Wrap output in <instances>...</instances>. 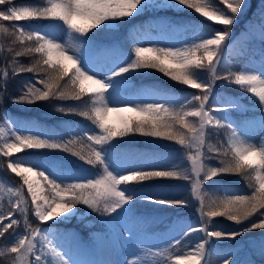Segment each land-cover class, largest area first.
<instances>
[{
    "label": "snow or ice",
    "instance_id": "snow-or-ice-1",
    "mask_svg": "<svg viewBox=\"0 0 264 264\" xmlns=\"http://www.w3.org/2000/svg\"><path fill=\"white\" fill-rule=\"evenodd\" d=\"M249 7V0H45L40 6L0 0V22H13L0 23V34L16 45L7 48L10 56L5 57L0 77V105L6 99L26 105L78 101L54 110L95 126L60 130L24 122L18 127L6 112L0 113V158H9L6 170L18 177V184L22 181L20 187L8 188L14 198L6 209L0 208V240L6 242L0 257L11 264H213V257L215 264H253L237 259L234 251L220 252L213 244L264 231V50L259 58H252L258 59V66L246 62L239 71L224 58L231 48L232 28ZM185 10L203 19L181 22L167 15ZM145 17L152 20L147 28L136 24ZM260 19L264 21V0ZM41 20L54 23H16ZM126 28L137 35L182 33L185 39L145 46L132 37L133 58L119 41L109 39ZM260 39L264 42V28ZM21 57H31L33 62L25 63ZM145 69L195 91L176 96L137 87L133 81ZM23 73L35 75L23 82L19 95L9 94V80ZM201 73H207V78H201ZM233 85L258 98L256 113L241 112L239 100L223 91ZM234 112L243 120L234 122ZM135 134L174 141L185 150L182 156L190 169L183 159L167 160L126 148L117 140ZM212 136L215 144L210 142ZM56 152L78 158L82 162L76 166L78 174L50 159ZM211 160H218V166L207 163ZM85 165L99 166L102 172L92 175ZM223 174H243L251 192L210 195L207 182ZM165 180L188 183L191 197L200 204L198 223L182 219L165 223L159 215L140 212L148 205L190 206L187 196L147 187L149 182ZM81 205L90 211L81 213ZM93 213L103 230L91 233L88 240L60 228ZM18 217H23V231H18ZM218 217L234 222L238 230L215 229ZM156 224H164L159 234L150 231ZM193 234H202L194 244ZM124 249H131L132 258H78L88 251L111 257ZM257 250L264 258V237ZM142 254L152 260L146 261Z\"/></svg>",
    "mask_w": 264,
    "mask_h": 264
},
{
    "label": "rangeland",
    "instance_id": "rangeland-1",
    "mask_svg": "<svg viewBox=\"0 0 264 264\" xmlns=\"http://www.w3.org/2000/svg\"><path fill=\"white\" fill-rule=\"evenodd\" d=\"M40 2H36V0H15V2L20 5H32V6H40L43 4V1L45 3V0H39ZM250 7L240 15L238 18V22L234 25L232 28V34L230 36V43L231 48L226 50L224 53V58L228 62L229 66L232 67L234 70L239 71L242 69L246 62L256 63L258 66V59L253 60V57L259 58L260 53L262 50H264V42L260 39V34L262 28H264V21H261L260 19V5L261 0H249ZM222 7V6H221ZM163 15V14H162ZM168 17L170 19L179 20L181 22H196L199 19L197 14L192 12L191 10H185L181 13H175V12H169L167 13ZM13 23V22H12ZM16 23H36L40 25H47L49 23H54L52 21H21ZM140 23H144L145 27L147 28L149 24L152 23V20L148 17H145L143 21H136V24L139 25ZM205 23H210L205 21ZM215 28H223V26L218 24L212 25ZM127 34V38H126ZM132 37H135L136 41L139 43H143L145 46H163L165 44H176L179 43L181 40L185 39V36L182 33L178 34H172V35H157L155 33L147 34L142 33L140 35H137L134 29L126 28L124 30H121L116 34L115 36H112L109 38L110 40H116L119 41L125 52L128 53L129 51H126V48L128 46L132 47V44L129 42ZM64 38L67 39V34L64 35ZM129 54V53H128ZM131 55L134 58V54L131 53ZM247 58V59H246ZM0 59L1 56H0ZM1 66V61H0ZM153 69H145L142 70V74H147L148 76H151L153 78H163L164 80H168L170 83H167V86H162L159 82H155L154 85L145 82L142 80V75H139L135 78L133 83L137 85V87L141 86H148L156 89H162L167 92H170L176 96H183L186 95L188 92H192L195 90L188 89L184 85H180L178 82L172 81L169 77H165L162 73L157 72L156 70H153L152 73L150 72ZM3 69L0 68V77H2ZM201 78H207V73H201ZM219 84H223V81L218 82ZM226 91L227 94L234 96L239 100L241 103V112L247 111L249 114L256 113L258 105V98L253 97L251 93H247L246 91H242L239 89V86H230ZM6 112L9 116V112ZM0 113H3L0 111ZM12 117V116H11ZM14 121L17 122V126L19 127L20 122H18L17 119H14ZM232 119L234 122L242 121L243 117L240 113L234 112L232 114ZM61 125L58 127L60 130H64L67 128H76L83 126L79 124L78 122H72L69 124V126ZM46 128L52 129L48 126H44ZM85 127V126H84ZM90 128V127H88ZM21 131H24L25 129L21 128ZM215 132V129L212 130ZM224 130H221L223 133ZM258 132V129L256 130ZM253 136L255 137L256 134L253 133ZM65 139H67V135H65ZM213 139H216L215 136H213ZM256 140L258 141V137H256ZM174 141H164L157 138V140H154L152 143L156 145L153 149H144L141 152L145 153H156L162 158H166L167 160L176 161L183 159L184 162L187 164V166L191 167L190 163L186 161V156H182V153L185 152L184 149L180 145L177 144H170ZM164 145L166 147L161 148V146ZM16 155H22L20 154H13L10 158H15ZM9 158H5V169H6V162ZM50 159L60 161L64 164L65 167L71 168L74 173L78 174L77 165L81 164L80 161L73 158L70 153H63V152H56L51 155ZM207 163H210L213 165L212 161H207ZM2 168L0 167V208H7V204L9 199H13L12 193L8 192L9 187H20V184H22V181L20 184L10 180L7 176H5L2 172ZM7 171V170H6ZM102 172V169L100 172L93 173L90 172L92 175H98ZM12 174V173H10ZM15 176V174H12ZM16 177V176H15ZM18 180V177H17ZM168 183L155 186L156 189H153L154 187H148L149 190L156 191V192H165L169 195L175 193L180 196H187L189 198V207L187 208H181V209H172V208H162L161 206H153L148 205L145 207H142L140 209V212L142 214H156L159 215L165 223L171 222L176 219H182L185 223L188 224H195L198 223L200 220L199 216V201L195 200L190 195V186L186 181H180V180H167ZM207 188L210 191V195H214L217 198L222 197V195H232L236 194L237 191L235 187L227 186L223 183H219L216 180H212L207 182ZM26 187L24 188V193L26 195ZM30 199V198H29ZM81 213L88 212L86 206H79ZM206 207H207V199H206ZM21 221L20 228L18 231H23V217H18ZM215 224L213 227L218 230H222L225 232L229 231H236L238 230V225H236L232 221H228L225 217H218L215 218ZM51 223V222H50ZM61 230H69L73 233H76L79 235V237L82 240H88L89 236L93 232H100L103 230V225L99 223V217L97 214L93 213L89 216H86L82 219V221H77L73 219L69 224L61 225ZM164 230V224H156L152 226L150 231L155 234H159ZM202 234H193L191 240L193 244L195 242H198L200 239V236ZM264 237V236H263ZM262 237L258 238H248L245 239L244 237H237L235 241L232 240H222V241H214L213 244L215 245L216 249L220 252H230L234 251L236 252L237 259H248L253 262V264H264V258H262L259 254V251H254L256 249L258 242L261 240ZM146 244H152L154 241L146 240ZM6 246V242L3 240H0V250H2ZM178 251L180 249H177ZM131 249H124L121 251L118 255H113L111 257L106 256L104 253L98 252V251H88L84 254H80L78 258L84 259V260H102L106 258H111L114 260H123L125 256H128V258H132ZM143 258L146 261H151L152 257L148 254H142ZM51 259V257H50ZM213 264H215L216 258L213 257ZM10 260V259H9ZM11 264V261H10ZM58 264V262H57Z\"/></svg>",
    "mask_w": 264,
    "mask_h": 264
},
{
    "label": "trees",
    "instance_id": "trees-1",
    "mask_svg": "<svg viewBox=\"0 0 264 264\" xmlns=\"http://www.w3.org/2000/svg\"><path fill=\"white\" fill-rule=\"evenodd\" d=\"M4 23L5 26H9L8 22H0ZM11 30V29H10ZM0 45L2 50V59L5 62V57H9L10 53L7 52V48L9 46L15 47L16 45L12 44V38L9 36H5L4 34H0ZM25 63H31L33 62V58L31 57H21L20 58ZM5 64V63H4ZM154 70V69H153ZM151 70L150 72L152 73ZM145 71V70H144ZM35 74L33 73H23L18 76H15L14 78H11L6 85L7 90L9 94L11 95H19L18 89L22 86L23 82L28 81L34 77ZM160 80H164L163 78H158ZM26 90V89H25ZM80 102L78 101H72V100H49V101H42L37 102L33 105H26V104H13L7 99L5 102L0 105V111L6 110L8 111L13 117H15L18 120H32L36 119L40 122H49L52 123L55 126H59L61 123V120H68V121H76L79 122L81 125L86 127H95L91 121H87L82 117L75 116V115H65L63 113L59 114L54 111L57 104L62 105H77ZM63 118V119H62ZM62 124V123H61ZM117 140H121L124 142V146L126 148H131L133 150H144L147 148H151L154 146V143H152L154 140H157V138H151V137H142L138 134L135 135H129L127 137L123 138H117ZM115 142V141H114ZM218 161V160H217ZM1 162V161H0ZM86 168H89L88 165ZM100 167L97 166L91 171H99ZM10 178H14L13 175L8 174ZM222 177H225L226 179H232L234 177H238V182L240 183V186L249 193L251 192V189L248 187L247 180L244 179L243 174H223ZM230 177V178H227ZM149 182L148 184H150ZM257 231V230H256ZM255 231V232H256ZM253 232L249 233L252 234ZM0 260L4 261V264H10L9 259L6 257H0Z\"/></svg>",
    "mask_w": 264,
    "mask_h": 264
}]
</instances>
